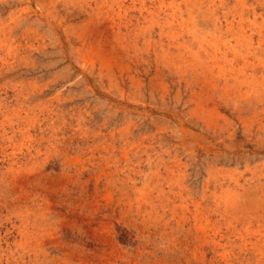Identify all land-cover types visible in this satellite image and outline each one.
Listing matches in <instances>:
<instances>
[{
    "label": "rangeland",
    "instance_id": "1",
    "mask_svg": "<svg viewBox=\"0 0 264 264\" xmlns=\"http://www.w3.org/2000/svg\"><path fill=\"white\" fill-rule=\"evenodd\" d=\"M154 1L0 0V264H181L173 203L259 205L264 0L253 49L207 42L236 0Z\"/></svg>",
    "mask_w": 264,
    "mask_h": 264
},
{
    "label": "bare ground",
    "instance_id": "2",
    "mask_svg": "<svg viewBox=\"0 0 264 264\" xmlns=\"http://www.w3.org/2000/svg\"><path fill=\"white\" fill-rule=\"evenodd\" d=\"M227 1L228 0H220V4H222V6L224 7V6H226ZM154 2H156V0ZM236 2H237V4H236V6H234V8H232L231 12L225 15V20H226V35L227 36L225 35L226 37H223V35H222L220 37H213V38H211L209 40L206 39L207 42H209L210 45L214 49H222V48L228 49L231 41H229L228 39H226V40L223 41V38H228V37L232 41H237L238 40V42H236L237 43V45H236L237 48H244V49H253L254 48L253 47L254 45H253L252 40L246 41L244 39V36H246L248 28L249 27L256 26V23L249 22L250 18H249V16L247 17V15H246L247 4H246L245 0H236ZM192 3H193L194 8H196L200 4L199 1L196 2V3H194V2H192ZM191 12L192 11H190V13ZM231 19H232V21H231ZM204 33L206 34V32H204ZM263 33H264L263 31H259L258 32V38H259V44H258V46H260V49H261L262 45H264L263 44L264 43V35H263ZM239 78H242V77H239ZM17 87H20V86H17ZM20 89H21V87H20ZM21 91H22V89H21ZM35 92H36V90H35ZM30 98H31V96H30ZM217 120H218V118H217ZM27 134H28L27 132H24L23 133L24 136H27ZM6 151L7 150L4 149L3 150V153H8ZM4 156H6V154ZM75 164H77V163H75ZM14 178H16V177H14ZM13 181H15V180H13ZM188 191H191V190H188ZM261 194L263 195V198L260 199L259 205H255L254 203H250V202H249V204H247L248 202L244 203L243 201L239 200V199H242V198H240L236 194L237 196L234 195V196H232L231 199L230 198H228V199L226 198L227 200H223V202L220 205H216L215 206V209L213 208V210L206 209L204 207V205H202L201 203H197V202L191 200L190 198L185 199V198L181 197V201H180L181 202V205H179V206H177L176 203H173L174 204V207H172V209L170 210V212H171V215L174 217V219L177 220L176 221V226H177V229H178L177 230L178 233H175L174 235L172 234V236H170V241L172 243V250L175 251V249L178 248V251H180L181 254H182V259L180 261L181 264H192L191 261H190L191 258H193L194 260L198 261L200 264H230V262H229V260L231 259L230 258L231 255L229 254L230 252L229 251H225L226 250V246L225 245L224 246H221V243L218 242V240L216 239V236L217 235H215V234H220L221 233V231L223 229V228L221 229V222L222 221L224 223V226H226V228L228 230L232 231V233L236 237V239L239 240L240 244L242 245V247L240 245V247L242 248V250L246 251L247 249L251 248V250L255 253V255L258 258L257 259L258 264H261V263L263 264L264 263V188L261 189ZM246 199H248V198H246ZM257 201H258V198H257ZM153 208H154V206H153ZM164 208H167V207L164 206ZM177 217H178V219H177ZM159 225H160V223L159 224H156V226H159ZM169 227H165V229L166 228H169ZM211 233H213L214 236H212ZM221 235H223V234H221ZM160 238H162V237H160ZM168 239H169V237H168ZM231 243H234V242H231ZM219 247L223 250L222 253H220ZM207 248L214 255L213 261H209V260L207 261V259H206V250H207ZM193 250H195L196 252H194ZM197 251H202V253L197 252ZM239 253H241V251Z\"/></svg>",
    "mask_w": 264,
    "mask_h": 264
}]
</instances>
